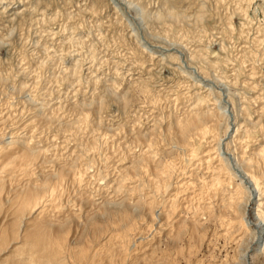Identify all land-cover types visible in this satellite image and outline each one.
Wrapping results in <instances>:
<instances>
[{"label":"rangeland","instance_id":"rangeland-1","mask_svg":"<svg viewBox=\"0 0 264 264\" xmlns=\"http://www.w3.org/2000/svg\"><path fill=\"white\" fill-rule=\"evenodd\" d=\"M12 1L0 0V36H4L3 39L6 42L5 46L0 44V73L1 75H5L8 72L11 73L14 78V80L12 78L11 83L15 84V87H21V85L25 84V82L21 83V81L27 79L28 86L30 85L29 87L33 93V96L32 98H28L29 101H27L21 93L9 90L6 87L7 84L0 82V90L2 91L0 94V114L4 112L8 113L12 110V116L16 114L18 119H25L30 114L31 110H29V108L32 107L34 101L38 100L39 103V101L43 99L42 101L47 100L49 102L50 98L56 99L60 96L58 100H51V103H49H53V105L56 107L58 106L57 112H60V116L56 115V111L54 112L55 117L53 114H49L51 117L49 115L42 116L40 123H42L41 125L45 124L44 130L38 129V137L36 138L40 137V139L43 141H38L35 138L31 140V138L27 137V144L35 150H45L46 148L45 152H42V156L40 157L39 161H44L45 169H48L47 173L51 175L52 179L48 175L47 177H44L46 181L42 180L43 177L37 178L34 176L30 177L29 175H23L21 177V181L19 179L20 176L13 177L14 179L11 177V179H13L12 181H10L11 179L8 177H0V179H4L6 182L4 185H7L6 187L0 186V188L3 187L1 188L3 189L1 190L2 193L0 191V197H2V199L0 198V202L2 203H0V264H45L49 256H51L52 250H58V262H63L65 260L67 263L64 262V264H263L264 252L260 250L262 249V243L255 247L259 237V230L255 228L254 224L256 221L254 220L253 215L251 216V210L256 208L255 206L257 205L255 204L254 200L256 198L255 193L246 188L244 189L245 192L243 194V198H241L242 200L240 202L239 209L243 218L245 221H247V228L249 229L244 232L245 234L243 236H240L241 241H239L240 239L236 242L233 241L237 239L234 238L236 235L233 232L234 230L232 232L230 229L228 230L230 225L224 224L226 223L224 221L225 218L223 215L225 209H221L222 206L220 205H222L224 199L228 197V195H226V198L223 197L224 194L230 192L232 189H235V184L238 182V176H234V174L237 172L234 169L233 164L236 163L237 166L242 165L237 163L238 159L239 162H241L240 151L242 149L239 146L242 145L244 149L247 150V157L251 156L249 154L255 152L258 153L259 150L264 148V0ZM18 1L21 4H19ZM28 2H30V4ZM23 4L27 6L25 7L27 10L26 12ZM28 7L30 9H28ZM136 7L144 11V17L136 11ZM12 8H17L16 12L18 14L19 12L24 14H20L22 16L21 17L15 13L16 15H12L13 18L10 17V22V18H8V16L13 14L11 13L12 11H9ZM167 8L174 9L176 13L179 14V16L178 14L175 15L176 13H174L173 15L176 17L171 16V18L167 14ZM4 9L8 10L9 12L5 11ZM22 9H24V11ZM43 12L44 14L42 18ZM160 12H162V14ZM165 14H167V16ZM67 15H69V17ZM177 16L179 19H177ZM25 18L27 20H25ZM16 20L17 22H14ZM71 24L73 25L71 26ZM36 27L38 30H36ZM52 29L54 32L51 31ZM69 30L70 32H67ZM60 32L63 34L61 35ZM72 32L76 34H73ZM22 34L24 36H21ZM13 35L17 36L12 37ZM59 38L62 39V41ZM46 40L48 42H46ZM49 40H52V43ZM53 42H55V44ZM54 46L56 51L54 50ZM152 49L156 50L157 52H153ZM85 50L88 51L86 52ZM196 50H200L199 54L202 53L201 57L198 56V51L196 52ZM76 52L78 54H76ZM190 55L193 56L191 57ZM197 57H199V59H197ZM203 58H206L205 61H208L210 64L216 65L210 66L209 63L202 60ZM37 59H40L42 64L39 63ZM28 63L31 64L30 67ZM29 68L32 70V73H30L31 70ZM19 69H22L24 72L20 74L18 71ZM67 71L72 76V78ZM198 74L204 78H200ZM27 76L29 77L26 78ZM31 76L32 78H30ZM59 78H64V80L62 79L63 82L61 79L59 80ZM20 79L21 81H19ZM33 79L35 82H33ZM146 81L148 83V88L150 89V94L152 95L150 98H148L149 96L143 94L145 93L143 92V87L145 86L144 84H147ZM69 84H72V88L77 90L74 96H72V93H69L67 87ZM32 85H34V87ZM5 89L7 90L5 91ZM43 89H46L47 91L49 90L47 92L49 95L45 93L46 96L45 94H39L38 96V93L44 91ZM224 89H229V92ZM64 90L66 91L64 92ZM4 92H6V95L3 94ZM56 92L59 93V95ZM41 96L43 97L40 99ZM153 96H156L157 99H152ZM216 100L218 101L217 104ZM99 101L102 105L101 108H99L101 110L97 112L95 111V106L96 102ZM85 103L86 106L88 105V108H85ZM73 104H77L78 106L81 104L82 107H79L81 110ZM221 105L224 106V109L226 108V113H222L223 116L220 117L221 111H223L221 109L219 110ZM77 108L78 110H76ZM212 109L215 112H220V115L217 114L216 117H218V115L220 117H218V119H220L221 123V139L226 137L225 142L230 141L229 144H226L223 141V148H220L221 150L219 151V154L220 152H223L222 156L224 158H230L229 160H231V162L234 161L231 163V166L233 167L231 168L232 170L234 169L233 173H235H229L228 176L231 174L235 180H233V178L230 180L227 179L230 176H227L228 172L226 170L225 171L227 173L225 171L222 172V174L220 173L223 180L226 179L227 181H231L227 182L224 180L223 188H225V182H227L228 184H226L227 187L225 188L227 190L224 191L222 188L223 190L221 189L220 192V189L216 190L219 193L216 191L213 192V200L211 198L212 196H210L213 188H210L208 195L204 194V198L207 196L205 200L202 197H198L201 196L198 195L201 191L200 185L207 183L208 180V183H211L210 181L212 174L218 170L217 161L214 159L215 162L212 161L210 165L211 167L208 165V167L206 166L207 163L205 160L197 159V161L195 159L191 160L190 163L188 160L189 156H187L189 153L186 154L185 152H189L188 149L191 147L185 146L187 148H181L183 144L180 140H178L176 123L177 120L183 119L190 113H193L197 110L207 111ZM86 111H91V113H89V125L93 126L90 127L94 130L95 128L98 130L91 131L92 129H90V127H87L83 124V126H85V132L84 130L81 132V129L83 128L81 127L79 129L80 131L77 132L78 135L76 134L77 139L73 140L75 135H73V138L72 136L70 138L69 135H71L74 129L71 131L69 128H64V126L67 124V118L69 120V124H71L75 120L77 114L83 112L87 113ZM7 113L4 115V117L7 115ZM18 113L19 115L17 116ZM63 115L66 116V118L64 116L66 120L62 117ZM57 117L58 119H56ZM17 118L16 120H18ZM70 118H74L73 121ZM94 119L100 124H97ZM97 125L100 127L97 128ZM109 125L112 126L113 129L114 127L118 128L117 131L119 134H105L110 128ZM235 127L240 128H238L239 133L236 132ZM105 128L107 129L105 130ZM119 128L122 129V131L119 130ZM246 128L248 131L246 130L247 132L245 131V133L244 130ZM8 129L9 128H6L4 131L7 132ZM228 130H230L229 132H232L230 134V137L233 135L231 138H228ZM66 131H68L70 134ZM87 131L89 132V135ZM130 131L133 133L135 132V134H138L139 136L141 134L142 136H140V139L142 137L143 139H141L140 142L136 141L135 137L137 136L133 133L132 134L135 137L130 135ZM99 132L104 137H100V134V136L97 135ZM83 133L85 136V139L84 137H81L83 140H86V136L88 141L90 137H96L98 140L103 138L99 140L100 145L98 146L97 151H89L84 155V159H86L85 161L90 163L89 169H87V176L85 180V188H87V190L89 189L88 191L86 190L87 192L85 193V196L87 197H83L82 199L81 196H83V194L81 193L82 195H80L78 193L79 191H85L82 186L80 189H77V186H73L70 192H67L68 190L60 186V192H58L59 195L56 196L57 198L54 200V204H51V206L49 205L48 207L45 206L42 211L41 209L38 210L34 215L36 217L35 219L33 217L30 220H27L26 216L28 212H25L27 214L24 216V214H22L24 212L19 207L20 202H17L16 198L12 200L19 191L17 190V193L15 194V190L17 188H22L23 191H20L19 194L21 195L27 192H24L25 188H27L26 186H28V188H30V186H37L38 188L40 186H44V184H47L48 179H51V181L48 180L50 181L48 184H53L55 183L56 179H58L57 177L62 179L64 175L63 178H65V174L67 173L65 171L66 168L72 167L71 170H75L77 167L74 168V166L78 163L75 162V158L79 153L78 151L80 150L78 147H81L80 144L82 142H86L82 141V139L79 137L83 136ZM63 134H65V137L69 136V139H67L69 140L68 142L70 144H68V142V145L65 144L66 141L63 140L64 137H60L59 139L58 136H64ZM72 134L75 133L73 132ZM170 134L172 135L171 139L169 137ZM244 134H247V136L245 137ZM52 137L55 138L54 140L56 141H65V143L62 141L61 142L66 146H63L60 141L59 143L54 142ZM56 137L58 138L56 139ZM155 137L156 139H154ZM193 137L190 138V142L192 141L191 143L197 141V137ZM111 138L113 139L111 140ZM151 139H153L154 142L155 140L159 142H155L157 144L156 150L158 151V158L156 157L157 161L159 159V161L161 160L162 162H174L176 167L178 166L177 169L179 170L177 171L175 169L176 174L174 172L175 175L172 178L173 183L170 185V187L167 186L166 183H163V185L165 184L164 189L166 187L167 190L165 189L164 191L162 186L161 189L157 191L159 194L156 193V195L153 191V184H151V179H153L154 176H151L150 181L148 182L147 180L146 182V178H144V176L149 178L150 175L147 176L146 174L143 176L141 174V176L138 177L140 178V185H143L141 188L138 184L140 183L138 178L133 184H130L128 180H126L127 184L125 183L126 187L137 185L139 186L138 188H140V190L143 189L142 191H139L138 189V194L137 192L134 194L136 198L134 196L129 198L126 200L127 203L124 205L126 201H123L124 203L122 202L121 199H123V197L112 193L110 194L111 197L113 198L114 194L116 198L117 195V198L119 197L118 200L121 202H102V196L95 191V188L93 191L92 187L94 186L97 188L101 185V188L96 190L99 191L102 189V186L106 182V179L101 178L105 175L102 173L104 171L106 172L105 166L108 165L114 168L118 164H124L125 166L129 165L131 162L130 158L132 161L135 159L130 157V152H132V155L134 156H136L135 154L139 155L143 149H146L144 148V143ZM143 140L145 142H143ZM51 142L54 143L51 144ZM205 142L206 140L202 142L203 144L201 146H199L201 148L198 147V152L201 151L198 154V158L202 157L201 154L206 152H202V149H207L210 146V143L208 144ZM135 143H137V145H135ZM49 144H51L52 147L51 145L49 146ZM122 146L126 147V149ZM114 149L118 151L115 152ZM47 151L48 154H46ZM52 151L54 154L56 153V156L52 155ZM57 156H60L61 158H57ZM121 158L124 161H122ZM227 160L224 161L228 163ZM72 161H74L73 163L76 164H73ZM47 162L48 164H46ZM57 164L60 166L64 165V167L62 166L64 169L63 175L57 173L60 168ZM120 165H118V167ZM124 165L123 167H125ZM249 167L250 166L247 167L244 165L243 170H246V168L248 170ZM249 170L251 171L252 168ZM110 172L112 171L110 170ZM116 172L119 174L118 170H116ZM93 173L96 175L94 176ZM90 174L91 177H89ZM218 174L219 173H217V175ZM37 175L38 174H35V176ZM55 176L57 177L55 180H53ZM113 176L116 177L117 175ZM142 176V179L145 182L141 181ZM214 176L215 173L212 177V180L214 179ZM96 177L101 179H97L96 181ZM184 178L190 183V187L192 185L193 188L186 190L184 188H180L181 193L179 192V196L183 200H178L177 204L180 205L181 203H184L187 207L189 205V207L187 211L185 210L186 212H182L181 209L177 208V206H174L177 209H174L176 210V213L174 212V207L172 206L174 202L170 200L172 198L170 194L173 193L171 192V189L175 188L174 184L176 181L181 182ZM64 183L65 181L63 184ZM95 183L99 185H96ZM149 183L152 187L150 189L151 191L148 189V187L150 188ZM0 185H3V183H0ZM144 185L146 186L144 187ZM13 190L14 193H12ZM64 190L66 191L64 192ZM187 190H189V192ZM192 191L195 193L194 197L192 196ZM215 193H217V195ZM65 194L69 195L65 196ZM147 195L149 196L145 197ZM151 195L152 197H150ZM153 195H155L158 199L155 200V196L153 198ZM137 196L142 197V200L138 202L140 203V206L139 204L138 206L135 205L137 203L136 200H139ZM222 197L224 199H222ZM261 197L264 196L260 195L259 198ZM10 198L11 200H8ZM144 198H148L147 201ZM149 198H151V200ZM152 198L154 199L155 203ZM132 199L133 202L136 203L130 204V200L132 201ZM148 200L153 202V207L149 206L150 202ZM94 201H96V203L99 201L98 206L100 207L95 206ZM194 201L197 202V205L195 203V206ZM200 201L201 204L203 202L205 210L203 206L200 205ZM16 202L18 204H15ZM119 203H122L121 205H123L124 208L122 206H118ZM142 203L146 205L142 206ZM91 204L94 207L91 206ZM127 204H129L128 207ZM59 206H61L60 209L58 208ZM125 206L127 209H125ZM170 206H172V208ZM211 206H213L214 210H211ZM195 207L198 208L196 209ZM98 208L99 211L96 210ZM123 209L126 210L127 215L128 211H131L132 213L129 212V216L126 217L127 215L125 210V213L122 212ZM163 209H165V211H163L165 215L162 214L163 212L161 214L159 213V211H162ZM110 210L111 213L114 214V217L111 216L113 214L110 213ZM117 210L121 211L118 212L119 214L121 213L120 215H118ZM86 211L88 213H86ZM93 211L95 213H93ZM180 211L184 214L179 215L181 213ZM208 211L209 213H207ZM123 214L125 215L123 216V219L125 217L124 220L121 218ZM176 215L178 216L176 217ZM119 218L122 221H120ZM251 218L254 221H252ZM128 219H130V222L127 221L126 223L125 220ZM162 219L165 221L163 222ZM99 221L100 223L102 222L101 227ZM97 222L98 224L96 225ZM105 222L107 224L106 227L108 228H105ZM134 222H136V224ZM121 224H123V229H121ZM249 224L251 226H249ZM94 225L96 226L94 227ZM131 225L132 227L130 228L129 226ZM109 226L112 227L109 228ZM234 226L237 228V224H233V227ZM124 227L126 229H130L126 230ZM115 228L120 230L115 231ZM106 229L108 232L105 231ZM39 232L42 234H39ZM59 236H63V238L61 237L60 240H58ZM132 236L134 237L132 238ZM54 238L58 244L56 241H54ZM51 241H54L56 244L52 246L53 243H51ZM124 241L126 243H124ZM60 243L61 245H59ZM55 245L57 248L54 247ZM32 252L34 253L32 260H28V255ZM261 252L263 253L261 254ZM77 253H80V255ZM88 254L91 255V257ZM259 254H261V257ZM92 255L94 256L92 257ZM223 255H226L227 257H223Z\"/></svg>","mask_w":264,"mask_h":264},{"label":"bare ground","instance_id":"bare-ground-1","mask_svg":"<svg viewBox=\"0 0 264 264\" xmlns=\"http://www.w3.org/2000/svg\"><path fill=\"white\" fill-rule=\"evenodd\" d=\"M6 1V0H5ZM10 1V0H9ZM12 1V0H11ZM22 0H20V2H21ZM33 1V0H32ZM38 1V0H37ZM47 1V0H46ZM245 1V0H244ZM13 2V1H12ZM19 2V1H18ZM19 2V4H21ZM24 2V1H23ZM26 2V1H25ZM248 2V1H247ZM29 4H30V2H28ZM241 3V2H240ZM10 4V3H9ZM25 4V3H24ZM23 4V5H24ZM38 4V3H37ZM45 4H46V2H45ZM36 5V4H35ZM47 5V4H46ZM239 5V4H238ZM237 5V6H238ZM19 6V5H18ZM30 6V5H29ZM138 6V5H137ZM250 6V5H249ZM8 7V6H7ZM24 7V9H25V12L27 11L26 10V8L25 7H27L26 5H24L23 6ZM41 8V7H40ZM135 8V7H134ZM241 8V7H240ZM8 9V8H7ZM17 8H12V9H10L9 11H12L11 13H13V14H11L10 16H8V18H10V17H12V15H14L15 13H17L16 10ZM21 9V8H20ZM24 9H22L23 11H24ZM28 9H30L29 7H28ZM38 9V8H37ZM52 9V8H51ZM67 9V8H66ZM146 9V8H145ZM144 9V10H145ZM3 10V9H2ZM5 10V9H4ZM21 10V11H22ZM35 10H36V7H35ZM43 10V9H42ZM42 10H40V11H42ZM102 10V9H101ZM167 10V14L171 17V16H174L173 14L174 13H176V11L174 10V9H166ZM238 10V9H237ZM5 11H8V10H5ZM8 11V12H9ZM19 11V10H18ZM32 11H33V9H32ZM45 11V10H44ZM52 11V10H51ZM50 11V12H51ZM133 11V10H132ZM136 11L138 12V13H140L141 14V16H143L144 17V11L143 10H141L140 8L138 9V7H136ZM35 12V11H34ZM53 12V11H52ZM55 12V11H54ZM245 12V11H244ZM58 13H59V11H58ZM161 14H162V12H160ZM160 13H159V15H160ZM3 14V13H2ZM10 14V13H9ZM18 14V13H17ZM20 14H24V13H20L19 12V16H21ZM43 14H44V12L42 13V18H43ZM50 14H53V13H50ZM55 14H57V13H55ZM66 14V13H65ZM164 14V13H163ZM167 14H165L166 16H167ZM178 13H176L175 15H177ZM16 15V14H15ZM46 15V14H45ZM44 15V16H45ZM133 15V14H132ZM19 16H18V18H19ZM25 16V15H24ZM23 16V17H24ZM31 16V15H30ZM34 16H35V13H34ZM55 16V15H54ZM54 16H52V17H54ZM58 16V15H57ZM68 17H69V15H67ZM134 16V15H133ZM132 16V17H133ZM178 16H179V14H178ZM177 16V19H179V17ZM1 17V16H0ZM6 17H7V15H6ZM17 17V16H16ZM22 17V16H21ZM33 17V16H32ZM47 17H48V15H47ZM66 17V16H65ZM174 17H176V16H174ZM173 17V18H174ZM13 18V17H12ZM28 18V17H27ZM41 18V19H42ZM172 18V17H171ZM22 19V18H21ZM21 19H20V21H21ZM34 19V18H33ZM44 19H46V18H44ZM51 19V18H50ZM218 19V18H217ZM25 20H27L26 18H25ZM39 20V19H38ZM7 21V20H6ZM23 21H24V19H23ZM43 21V20H42ZM142 21V20H141ZM176 21V20H175ZM226 21V20H225ZM5 22V21H4ZM10 22H11V18H10ZM14 22H17V20L16 21H14ZM14 22H12V23H14ZM47 22H48V20H47ZM64 22V21H63ZM6 23V22H5ZM21 23H22V21H21ZM33 23V22H32ZM46 23V22H45ZM75 23V22H74ZM15 24V23H14ZM19 24V23H18ZM23 24H24V22H23ZM41 24V23H40ZM39 24V25H40ZM76 24V23H75ZM8 25V24H7ZM9 25H11V24H9ZM13 25V24H12ZM17 25V24H16ZM15 25V26H16ZM21 25V24H20ZM31 25V24H30ZM46 25V24H45ZM73 24H71V26H72ZM244 25V24H243ZM37 26V25H36ZM66 26V25H65ZM70 26V25H69ZM139 26V25H138ZM24 27H25V25H24ZM32 27H33V24H32ZM39 27V26H38ZM74 27V26H73ZM196 27V26H195ZM230 27V26H229ZM4 28V27H3ZM14 28V27H13ZM16 28V27H15ZM77 28V27H76ZM75 28V29H76ZM5 29V28H4ZM24 29V28H23ZM31 29V28H30ZM33 29V28H32ZM46 29V28H45ZM50 29V28H49ZM73 29V28H72ZM20 30V29H19ZM26 30V29H25ZM36 30H38V28L36 27ZM35 30V31H36ZM11 31V30H10ZM42 31V30H41ZM49 31V30H48ZM51 31H53L54 32V30L52 29ZM76 31V30H75ZM13 32V31H12ZM32 32V31H31ZM64 32V31H63ZM67 32H70V30L69 31H67ZM178 32V31H177ZM176 32V33H177ZM16 33V32H15ZM48 33V32H47ZM46 33V34H47ZM61 33V32H60ZM64 33H66V32H64ZM73 33V32H72ZM81 33V32H80ZM234 33V32H233ZM249 33V32H248ZM0 34H1V31H0ZM9 34H11V33H9ZM19 34H21V33H19ZM55 34V33H54ZM63 33H61V35H62ZM73 34H76V33H73ZM78 34V33H77ZM68 35V34H67ZM200 35V34H199ZM15 36H17V35H15ZM14 35L12 36V37H15ZM21 36H24L23 34L21 35ZM27 36H28V34H27ZM36 36V35H35ZM48 36V35H47ZM74 36V35H73ZM72 36V37H73ZM82 36H83V34H82ZM136 36V35H135ZM34 37V36H33ZM42 37V36H41ZM4 36H0V44H2V45H6V42L4 41ZM49 38V37H48ZM53 38V37H52ZM82 38V37H81ZM178 38V37H177ZM38 39V38H37ZM50 39V38H49ZM56 39H58V38H56ZM60 39V38H59ZM65 39V38H64ZM78 39V38H77ZM188 39V38H187ZM45 40V39H44ZM48 40V39H47ZM46 40V42H48ZM61 41H62V39H60ZM68 40V39H67ZM86 40V39H85ZM181 40V39H180ZM49 41H51V43H52V40H49ZM60 41V42H61ZM83 41V40H82ZM26 42V41H25ZM67 42H69V41H67ZM54 44H55V42H53ZM76 43V42H75ZM74 43V44H75ZM112 43V42H111ZM48 44V43H47ZM50 44V43H49ZM64 44V43H63ZM70 44V43H69ZM77 44V43H76ZM86 44V43H85ZM185 44V43H184ZM8 45V44H7ZM62 45V44H61ZM83 45V44H82ZM1 46V45H0ZM68 46V45H67ZM70 46V45H69ZM77 46H79V45H77ZM110 46V45H109ZM116 46V45H115ZM36 47H37V44H36ZM40 47V46H39ZM51 47V46H50ZM62 47V46H61ZM82 47V46H81ZM54 48H55V46H54ZM72 48H74V47H72ZM77 48V47H76ZM86 48V47H85ZM151 48V47H150ZM172 48V47H171ZM206 48V47H205ZM36 49V48H35ZM48 49V48H47ZM75 49V48H74ZM175 49V48H174ZM244 49V48H243ZM39 50H41V49H39ZM55 51H56V48L54 49ZM79 50V49H78ZM150 50V49H149ZM153 50V49H152ZM176 50V49H175ZM30 51V50H29ZM86 51V50H85ZM84 51V52H85ZM88 51V50H87ZM86 51V52H87ZM93 51V50H92ZM157 52L156 50H153V52ZM178 51V50H177ZM198 50H196V52H197ZM200 51V50H199ZM199 51H198V56H202V53L201 54H199ZM201 51H203V50H201ZM37 52V51H36ZM80 52H82V51H80ZM139 52V51H138ZM178 52H180V51H178ZM83 53V52H82ZM93 53V52H92ZM38 54V53H37ZM76 54H78L77 52H76ZM129 54V53H128ZM190 54V53H189ZM40 55V54H39ZM44 55H46V54H44ZM80 55V54H79ZM83 55V54H82ZM197 55V54H196ZM191 56V55H190ZM193 56V55H192ZM191 56V57H192ZM44 57V56H43ZM46 57V56H45ZM48 58V57H47ZM159 58V57H158ZM196 58V57H195ZM134 59V58H133ZM197 59H199V57H197ZM205 59L206 58H203L202 60L204 61V62H207V63H209L208 61H205ZM38 60V59H37ZM40 60V59H39ZM38 60V62L39 63H41L42 64V62H41V60L39 61ZM44 60V59H43ZM81 60V59H80ZM131 61V60H130ZM200 61V60H199ZM229 61V60H228ZM91 62V61H90ZM129 62V61H128ZM223 62V61H222ZM134 63V62H133ZM200 63H202V62H200ZM36 64H37V62H36ZM44 64V63H43ZM81 64V63H80ZM136 64V63H135ZM251 64V63H250ZM28 65H29V67H30V65L31 64H29L28 63ZM71 65H72V63H71ZM92 65V64H91ZM139 65V64H138ZM137 65V66H138ZM203 65V64H202ZM209 65L211 66H214V65H216V64H210L209 63ZM37 66V65H36ZM129 66V65H128ZM134 67V66H133ZM236 67V66H235ZM149 68V67H148ZM25 69V68H24ZM27 69V68H26ZM30 69V68H29ZM37 69V68H36ZM70 69V68H69ZM88 69V68H87ZM146 69V68H145ZM151 69V68H150ZM177 69V68H176ZM179 69V68H178ZM28 70V69H27ZM31 70V69H30ZM55 70V69H54ZM79 70V69H78ZM19 72H20V74L22 73V72H24L22 69H19L18 70ZM139 71V70H138ZM18 72V73H19ZM56 72H57V70H56ZM68 72V71H67ZM80 72V71H79ZM251 72V71H250ZM7 73V72H6ZM30 73H32V70H31V72ZM29 73V74H30ZM55 73V72H54ZM71 73V72H70ZM75 73V72H74ZM73 73V75L75 76V74ZM146 73V72H145ZM42 74V73H41ZM56 74V73H55ZM59 74V73H58ZM61 74H62V72H61ZM67 74V73H66ZM68 74H69V72H68ZM82 74V73H81ZM91 74V73H90ZM151 74V73H150ZM24 75V74H23ZM36 75V74H35ZM70 75V74H69ZM88 75V74H87ZM96 75V74H95ZM103 75V74H102ZM197 75V74H196ZM18 76V75H17ZM30 76V75H29ZM29 76H27L26 78H28ZM55 76V75H54ZM66 76V75H65ZM65 76H64V78H65ZM71 76V75H70ZM82 76H84V75H82ZM198 76H200V74H198ZM57 77V76H56ZM67 77V76H66ZM69 77V76H68ZM81 77V76H80ZM110 77V76H109ZM197 77V76H196ZM12 78H13V75L11 74V73H7V74H5V75H1V73H0V82H3V84H7L6 85V87L9 89V90H12V91H16V92H18V93H21L22 94V96L27 100V101H29L28 100V98H32V96H33V93L31 92V89H30V85L28 86V80L27 79H25L24 81H21V79L19 80V81H21V83L22 82H25V84H23V85H21V87H15V84H13V83H11L12 82ZM16 78V77H15ZM25 78V77H24ZM30 78H32V76L30 77ZM64 78H59V80L61 79V81H62V79L64 80ZM71 78H72V76H71ZM76 78V77H75ZM79 78V77H78ZM197 78H199V77H197ZM197 78H195V79H197ZM200 78H204V77H201L200 76ZM37 79H39V78H37ZM80 79V78H79ZM97 79V78H96ZM148 79V78H147ZM13 80H14V78H13ZM34 80V79H33ZM33 80H31V81H33ZM58 80V81H59ZM92 80V79H91ZM200 80V79H199ZM202 80V79H201ZM37 81V80H36ZM53 81V80H52ZM58 81H56V82H58ZM117 81V80H116ZM33 82H35V80L33 81ZM41 82V81H40ZM63 82V81H62ZM65 82V81H64ZM95 82V81H94ZM113 82V81H112ZM196 82V81H195ZM212 82V81H211ZM19 83V82H18ZM17 83V84H18ZM67 83V82H66ZM71 83V82H70ZM146 83H147V81H146ZM205 83V82H204ZM228 83V82H227ZM17 84H16V86H17ZM30 84V83H29ZM58 85V84H57ZM145 85V86H144ZM143 86V92H145V93H143V94H145L146 96H149L148 98H150V96H152L151 94H150V89L148 88V83L147 84H144ZM147 85V86H146ZM33 87H34V85H32ZM42 86V85H41ZM47 86V85H46ZM67 86V85H66ZM5 87V88H6ZM60 87V86H59ZM68 90H69V93H72V96H74L75 95V93H76V89L75 88H72V84H69L68 86ZM73 87H74V85H73ZM112 87H113V84H112ZM142 87V86H141ZM222 87V86H221ZM228 87V86H227ZM250 87V86H249ZM32 88V87H31ZM4 89V88H3ZM33 89V88H32ZM7 89H5V91H6ZM38 90V89H37ZM44 90V89H43ZM46 90V89H45ZM42 91L41 93H38V96H39V94L40 95H44L45 93H47L48 91L46 90V91ZM224 90H226L227 92H229L228 90L229 89H224ZM36 91V90H35ZM35 91H33V92H35ZM54 91H56V90H54ZM66 90H64V92H65ZM59 92V91H58ZM141 92H142V88H141ZM160 92V91H159ZM234 92V91H233ZM2 93V91L0 90V94ZM36 93V94H37ZM54 93V92H53ZM57 93V92H56ZM67 93V92H66ZM3 94H5L6 95V92H4ZM48 94V93H47ZM58 95H59V93H57ZM49 95V94H48ZM67 95V94H66ZM230 95V94H229ZM37 96V97H38ZM45 96H46V94H45ZM62 96H63V93H62ZM159 96V95H158ZM43 96H41L40 97V99L42 98ZM55 97V96H54ZM117 97V96H116ZM58 98H60V96L58 97ZM58 98H56L57 100H58ZM147 98V97H146ZM157 99L156 98V96H153V98L152 99ZM200 98V97H199ZM56 99H51L50 98V101L51 100H55L56 101ZM151 99V100H152ZM171 99V98H170ZM43 99H41V101H42ZM85 100V99H84ZM104 100V99H103ZM125 100V99H124ZM39 101V103H38V100L37 101H32L33 102V104H32V107L31 108H29V110H31V112H30V114L28 115V117H26L25 119L24 118H17L16 117V114H14V116H12V110L11 111H9L8 113L7 112H4V113H1L0 114V177H8L9 179H11V177L13 178V177H19L20 176V181H21V177L23 176V175H26V176H30V177H32V176H34V177H37V178H40V177H43V179L42 180H45V178L44 177H47V175L51 178V175H49V173H47V171H48V169H45V166H44V161H39V159H40V157L42 156V152L44 153L45 152V150H46V148H45V150L43 149H38V150H35L34 148H32V147H30L27 143V141H28V139H27V137H29V138H31V140L32 139H37L38 141H43V140H41L40 139V137L39 138H36V137H38V133H37V130L38 129H40V130H44V126H45V124H43V125H41L42 123H40L41 122V118H42V116H45V115H51V114H53V116H54V114L56 113V115L57 116H60L59 115V113L60 112H57V107L55 106V105H53V103L52 104H49V103H51L50 101L48 102L47 100H45V101ZM48 103H47V102ZM55 101H52V102H55ZM78 101V100H77ZM119 101V100H118ZM157 101V100H156ZM210 101V100H209ZM153 102H154V100H153ZM24 103H26V102H24ZM59 103V102H58ZM106 103V102H105ZM132 103V102H131ZM218 103V101L216 100V104ZM5 104V103H4ZM56 104V103H55ZM82 104V103H81ZM81 104L78 106L77 104H73V105H76V107H80L81 106ZM89 104V103H88ZM155 104H156V102H155ZM57 105V104H56ZM101 102L99 101V102H96V106H95V111H100L101 109H99V108H101ZM105 105V104H104ZM47 106V107H46ZM51 106V107H50ZM62 106V105H61ZM88 106V105H87ZM86 106V103H85V108H88ZM94 106V105H93ZM106 106V105H105ZM212 106V105H211ZM20 107V106H19ZM75 107V106H74ZM82 107V106H81ZM80 107V108H81ZM84 107V106H83ZM227 107V106H226ZM241 107H243V106H241ZM72 108V107H71ZM78 108L76 109V110H78ZM79 108V109H80ZM90 108H91V106H90ZM107 108V107H106ZM105 108V109H106ZM247 108V107H246ZM82 109H84V108H82ZM99 109V110H98ZM215 109V108H214ZM223 110V111H221V115H220V112H218V111H213V109L212 110H207V111H203V110H197V111H195V112H193V113H190L189 115H187L185 118H183V119H179V120H177V123H176V132H177V134H178V140H180L181 141V143L183 144L182 146H181V148L183 149V148H187L188 146H190L191 148H189L188 149V151L189 152H185L186 154H188L187 156H189V162L191 163V160H197V159H199V160H205V162L207 163L206 164V166L208 165V166H210L211 165V163H212V161H214V159H216L215 161H217V172H214L215 173V176H214V179L212 180V177H213V175H214V173L212 174V177H211V183H208L209 182V180H208V184L207 183H204V184H202V185H200L201 186V191H200V194H198V195H201V196H198V195H196V196H198V197H202V198H204V194H207L208 195V193H209V191H210V188H213L212 190L213 191H211L212 193H210L211 195L210 196H212V194H213V192H215L216 190H218V189H220L219 190V192L221 191V189L224 187V180H226V179H224L223 180V178L221 177V174H222V172H224L225 170L228 172H226L227 173V176H228V174L229 173H232V174H234L233 173V171H234V169L236 170V174H234V176H238V182L234 185L235 186V189H232V190H230V192H228V193H226V194H224V196L223 197H225L226 198V195H228V197L226 198V199H224L223 197H222V199H224V201H223V204L222 205H220V206H222V208L221 209H225L224 210V213L222 212V210H221V212L223 213V215H224V221L226 222V223H224V224H226V225H230V227L228 228V230L230 229L231 230V232L233 231L234 233H235V235L236 236H234V234H233V236H234V238L236 239V240H233V241H237V240H239V241H241V238H240V236H243L245 233V231L246 230H249L248 228H247V226H248V223H247V221H245V219L243 218V216H242V214H241V211H240V209H239V207H240V202H241V198H243V194H244V192H245V190L244 189H250V191H252L253 193H255V204H257L255 207L256 208H253L251 211H252V214H251V216L253 215V217H254V220L256 221L255 222V224H254V226H255V228L256 229H258L259 230V237H258V240H257V243L255 244V247H257V245H260L261 243H262V249H264V197H261V198H259V196L260 195H262V196H264V189H263V187H264V179H263V176H264V148H262L261 150H259V152L258 153H251V154H249V155H251V156H249V157H247L246 155L248 154V152H247V150L246 149H244V147L242 146V145H240L239 147L242 149L240 152V160H241V162H239V159H238V162L237 163H240V164H242V165H239V166H237L236 165V163L235 164H233V166H234V169L232 170V166H231V163L232 162H234V161H232L231 162V160H229L228 158H224L223 156H222V153L220 152V154H219V151L221 150L220 148L222 147V144H223V141L225 142V140H226V135L225 136H223V137H225L224 139H221V137H220V135H221V133H220V129H221V123H220V119H218V117H219V115H220V117L221 116H223V114H225L226 113V111H225V109H224V106L223 105H221L220 106V108H219V110ZM14 110V109H13ZM72 110V109H71ZM75 110V109H74ZM81 110V109H80ZM86 110H88V109H86ZM243 110V109H242ZM247 110V109H246ZM22 111V110H21ZM21 111H19V112H21ZM56 111V112H55ZM94 111V112H95ZM2 112V111H1ZM55 112V113H54ZM78 112H80V111H78ZM87 112V111H86ZM96 112V113H97ZM245 112V111H244ZM7 113V115L4 117V115ZM89 113H91V111H88L87 113H85V112H83V113H80V114H77V116H76V118H75V120L73 121V119L72 118H70V119H72V123L71 124H69V120H68V118H67V124L64 126V128H69V129H71V131H73V129H74V133L75 134H72L71 133V135H69L70 133L68 132V131H66V132H68L67 134L70 136V138H71V136H72V138H73V135H75L74 136V139L73 140H75V139H77V137H76V134L78 135V131H80L79 129L81 128V127H83L82 129H81V132L85 129V126H83V124L84 125H86L87 127H90V126H93V125H89ZM223 113V114H222ZM65 114V113H64ZM217 114H219L218 115V117H216V115ZM19 115V113L17 114V116ZM49 115V116H50ZM92 115V114H91ZM96 115V114H95ZM101 115H102V113H101ZM39 116V117H38ZM64 116L65 115H63L62 117L64 118ZM73 116H75V115H73ZM93 116V115H92ZM91 116V117H92ZM106 116V115H105ZM20 117V116H19ZM51 117V116H50ZM55 117V116H54ZM94 117V116H93ZM92 117V118H93ZM107 117V116H106ZM219 117V118H220ZM16 118L18 119V120H16ZM39 118V119H38ZM43 118H46V117H43ZM65 118H66V116H65ZM64 118V119H65ZM100 118V117H99ZM98 118V119H99ZM108 118V117H107ZM56 119H58V117L56 118ZM55 119V120H56ZM97 119V120H98ZM43 120H45V119H43ZM66 120V119H65ZM251 120V119H250ZM61 121V120H60ZM60 121H59V124H60ZM92 121V120H91ZM94 121L97 123V124H100L99 122H97L95 119H94ZM116 121V120H115ZM50 122V121H49ZM48 122V123H49ZM108 122V121H107ZM47 123V124H48ZM110 123V122H109ZM108 123V124H109ZM113 123V122H112ZM118 123V122H117ZM126 123V122H125ZM93 124V123H92ZM104 124V123H103ZM124 124V123H123ZM39 125H41V126H39ZM107 125V124H106ZM112 125V124H111ZM120 125V124H119ZM237 125H239V124H237ZM241 125V124H240ZM245 125V124H244ZM255 125V124H254ZM58 126V125H57ZM60 126V125H59ZM105 126V125H104ZM108 126V125H107ZM110 126V125H109ZM121 126V125H120ZM131 126V125H130ZM100 127V126H99ZM98 127V125H97V128H99ZM127 127V126H126ZM240 127V126H239ZM238 127V128H239ZM250 127V126H249ZM248 127V129L250 130V128H252V127H250L249 128ZM259 127V126H258ZM6 128H9L8 129V131L6 132V131H4V129H6ZM63 128V129H64ZM123 128V127H122ZM229 128H231V127H229ZM236 128V127H235ZM234 128V129H235ZM238 128H236L235 130H236V132L237 133H239L238 132ZM257 128V127H256ZM61 129V128H60ZM67 129H65V130H67ZM90 129H92L91 127H90ZM107 128H105V130H106ZM117 129L118 128H115L114 127V129H113V127L112 126H110V128L107 130L108 132H106L105 134H112V133H116V134H119L118 133V131H117ZM128 129V128H127ZM233 129V130H234ZM240 129V128H239ZM244 129V128H243ZM255 129V128H254ZM19 130H21V131H19ZM57 130V129H56ZM94 129H92L91 131H93ZM98 130V129H97ZM96 130V128H95V130L94 131H97ZM105 130H104V132H105ZM119 130H121L122 131V129H120L119 128ZM135 130V129H134ZM171 130H173V129H171ZM247 130V128L244 130V132ZM59 131V130H58ZM62 131V130H61ZM70 131V132H71ZM117 131V132H116ZM120 131V132H121ZM230 130H228V132H229ZM248 131V130H247ZM246 131V132H247ZM63 132V131H62ZM84 132H85V130H84ZM88 132V131H87ZM137 132V131H136ZM172 132V131H171ZM175 132V131H174ZM245 132V133H246ZM64 133H65V131H64ZM80 133V132H79ZM90 133H93V132H90ZM102 133V132H101ZM123 133V132H122ZM124 133H125V130H124ZM133 132H131L130 131V135H132L133 137H135L134 135H136L135 134V132L132 134ZM169 133V132H168ZM232 132H229V137L228 138H231L230 137V134H231ZM235 133V132H234ZM61 134V133H60ZM66 134V133H65ZM65 134H63L64 136H58L59 137V139H60V137H64L63 138V140H65L66 141V143H65V141H63V140H59L60 142L62 141L63 143H65V144H67V142L69 141L68 139V137L69 136H67V137H65ZM96 134V133H95ZM100 134V132L97 134V135H99ZM128 134V133H127ZM175 134V133H174ZM227 134V133H226ZM54 135V134H53ZM52 135V136H53ZM57 135V134H56ZM83 136H79L80 137V139H82L83 137H84V139H85V136H84V133L82 134ZM88 135H89V132H88ZM92 135V134H91ZM101 135V136H100ZM99 136L100 137H104V136H102V134H100ZM245 135V134H244ZM93 136V135H92ZM123 136H125V135H123ZM137 137H135V140L136 141H139L140 142V140L141 139H143V137L140 139V136H142L141 134H140V136L137 134L136 135ZM139 136V137H138ZM193 136H195V137H197V141L196 142H194V143H191L190 142V138L191 137H193ZM247 136V134L245 135V137ZM58 137H56V139L58 138ZM76 137V138H75ZM82 137V138H81ZM99 137V138H100ZM122 137V136H121ZM127 137H130V136H127ZM132 137V138H133ZM169 137H170V139L172 138V135L170 134L169 135ZM53 138V137H52ZM66 138V139H65ZM68 138V139H67ZM91 138V137H90ZM89 138V141L87 140V136H86V140H83L82 139V141H86V142H82L81 144H80V146L81 147H78V149L80 148V150L78 151L79 153L76 155V158H75V162H78L77 164L76 163H73L74 161H72V163L73 164H76L75 166H74V168H76L75 170H71L72 169V167H70V168H66L65 169V171L67 172L65 175V178H63L64 177V173H63V171H64V169L62 168V166L64 167V165H58L60 168H59V170H58V174H61V175H63V177H62V179H60L59 177H57V176H55V178L53 179V180H55L56 179V177L58 178V179H56V181H55V183H53V184H48L50 181H51V179H48V180H50V181H48L47 180V184H44V186H40V187H38L37 188V186H30V188H28V186H26L27 188H28V190H27V188H25V190H24V192L25 191H27V192H22V193H24V194H21V195H19L20 194V191H23V189L22 188H20V189H16L15 190V194L17 193V190H19L18 191V194H16V196L15 197H13V196H11V197H13V199L12 200H14V198H16L17 199V202H20L19 203V207H20V209L24 212V213H22V214H24V216L27 214V213H25V212H28V214H27V216H26V218H27V220H30L31 218H33L34 217V219L36 218L34 215H35V213H37V211L38 210H40L41 209V211L44 209V207L45 206H51V204H54V200L57 198L56 196L57 195H59L58 194V192H60V186L61 187H63L64 189H66V190H68L67 192H70L71 191V189H72V187L74 186V187H76L77 189H80V187L82 186L83 188H84V192H82V191H79L78 193L80 194V195H82L83 194V196H81L82 197V199H83V197H87V196H85L86 194V192L89 190H87V188H85V184H86V182H85V180H86V176H87V169H89V166H90V163L89 162H87V161H85L86 159H84V155H85V153H88L89 151H97V149H98V146L100 145V143H99V140H101V139H103V138H101V139H99L98 140V138H91L90 139ZM194 138V137H193ZM55 138H53V141L54 142H57V143H59V141H56V140H54ZM79 139V138H78ZM113 138H111V140H112ZM154 139H156V137L154 138ZM158 139V138H157ZM240 139V138H239ZM71 140V139H70ZM133 140V139H132ZM131 140V141H132ZM192 140V139H191ZM206 140V142L210 145L209 146V148H203L202 150V152H205V153H203V154H201L202 155V157H199L198 158V154L201 152H198L199 150H198V147L199 146H201L203 143V141H205ZM235 140V139H234ZM240 140H242V139H240ZM30 141V140H29ZM81 141V140H80ZM79 141V142H80ZM106 141V140H105ZM175 141V140H174ZM243 141V140H242ZM54 142H51V144L52 143H54ZM62 142H61V144H62ZM78 142V141H77ZM142 142V141H141ZM143 142H145L144 140H143ZM142 142V143H143ZM155 142H157V143H159L158 141H156L155 140ZM154 141H153V139H151V140H147L145 143H144V148H146V149H143L142 150V152L139 154V155H137V154H135L136 156H134V155H132V152H130L131 153V156L130 157H132V159L133 158H135L133 161L131 160V158H130V164L129 165H127V166H125L124 164H118V165H120L119 167H118V165H116L114 168H112L111 166H108V165H106L105 167H106V172L104 173V172H102L103 174H105L104 176L106 177H104V176H102L101 178H104V179H106V182L104 183V185L102 186V189L101 190H99V191H97L98 190V188H101V185L100 186H98L97 188L96 187H92V189H93V191H94V188H95V191L96 192H98L101 196H102V202H113V203H116V202H121L120 200H118V198H117V195H116V198H115V195L114 194H118V195H120V196H122L123 197V199H121L122 200V202L124 201H126V200H128L129 198H132L133 196H134V194L138 191V189H139V191H142V190H140V188H141V186H143V185H140L141 184V182H140V178H138V177H140L141 176V174L144 176V175H146L147 174V176H149L150 175V177L148 178V177H145L144 176V178H146V182H147V180H148V182L150 181V179H151V176L153 177V179H151V184H153V191H154V193L156 194L157 193V191H159L160 189H161V187L163 186V189H164V186H165V184L163 185V183H166L167 184V186H169L170 187V185L173 183V180H172V178L174 177V175L176 174V170L178 171L179 169H177V167H176V165H175V163L173 162H162L161 160L159 161V159H158V161H157V159H156V157H157V155H158V151L156 150L157 149V144L155 143ZM205 142V143H206ZM230 142V141H229ZM229 142L228 141H226L225 143L226 144H229ZM40 143V142H39ZM42 143V142H41ZM111 143V142H110ZM109 143V144H110ZM171 143V142H170ZM172 143H175V142H172ZM240 143H241V141H240ZM36 144H38V143H36ZM51 144H49V146L51 145ZM64 144V145H65ZM68 144H70L69 142H68ZM67 144V145H68ZM74 144V143H73ZM78 144V143H77ZM102 144V143H101ZM105 144V143H104ZM107 144V143H106ZM129 144H130V142H129ZM207 144V145H208ZM63 145V144H62ZM63 145V146H64ZM132 145V144H131ZM135 145H137V143H135ZM206 145V146H207ZM45 146V145H44ZM53 146H54V144H53ZM59 146V145H58ZM66 146V145H65ZM78 146V145H77ZM104 146V145H103ZM110 146V145H109ZM108 146V147H109ZM119 146V145H118ZM127 146V145H126ZM133 146V145H132ZM141 146H143V145H141ZM155 147V149H154V147ZM185 146H187V147H185ZM41 147V146H40ZM51 147H52V145H51ZM112 147V146H111ZM122 147H124V146H122ZM128 147V146H127ZM136 147V146H135ZM159 147V146H158ZM192 147H193V149H192ZM208 147V146H207ZM47 148H48V146H47ZM77 148V147H76ZM113 148V147H112ZM120 148V147H119ZM125 149H126V147H124ZM123 148V149H124ZM199 148H201V147H199ZM223 148V147H222ZM131 149H133V148H131ZM130 149V150H131ZM159 149V148H158ZM206 149V150H205ZM212 149H215V150H212ZM186 150V149H185ZM76 151V150H75ZM74 151V152H75ZM114 151L115 152H117L115 149H114ZM113 151V152H114ZM128 151V150H127ZM132 151V150H131ZM134 151V150H133ZM72 152V151H71ZM70 152V153H71ZM113 152H111V153H113ZM114 152V153H115ZM125 152H126V150H125ZM182 152V151H181ZM198 152V153H197ZM50 153V152H49ZM124 153V152H123ZM122 153V154H123ZM247 153V154H246ZM46 154H48V151H47V153ZM104 154V153H103ZM184 154V153H183ZM52 155H55L56 156V153L54 154L53 153V151H52ZM182 156V155H181ZM255 156V157H254ZM58 157H60V156H57V158ZM125 157V156H124ZM163 157V156H162ZM177 157V156H176ZM61 158V157H60ZM66 158V157H65ZM158 158V157H157ZM184 158V157H183ZM182 158V159H183ZM50 159H52V158H50ZM111 159V158H110ZM125 159V158H124ZM128 159V158H127ZM228 159V160H227ZM44 160V159H43ZM117 160H119V159H117ZM116 160V161H117ZM121 160H122V158H121ZM129 160V159H128ZM224 160H227L228 161V163L227 162H225ZM233 160H235V159H233ZM255 160H257V161H255ZM85 161V162H84ZM122 161H124V160H122ZM198 161V160H197ZM214 161V162H215ZM60 162V161H59ZM58 162V163H59ZM115 163V162H114ZM123 163V162H122ZM46 164H48V162L46 163ZM72 164V165H73ZM81 164V165H80ZM126 164V163H125ZM128 164V163H127ZM180 164V163H179ZM182 164V163H181ZM214 164V163H213ZM123 165L125 166V167H123ZM173 165V166H172ZM244 165L245 166H250L249 168H248V170H247V168H246V170L247 171H249V172H247L245 169V171L243 170V167H244ZM67 166V165H66ZM207 166V167H208ZM213 166V165H212ZM181 167V166H180ZM211 167V166H210ZM232 167V168H231ZM242 169H241V168ZM62 168V169H61ZM112 168V169H111ZM119 168V169H118ZM250 168H252V170L250 171L249 169ZM176 169V170H175ZM184 169V168H183ZM212 169V168H211ZM53 170V169H52ZM52 170H50V171H52ZM110 170L112 171V172H110ZM116 170H118V172H119V174L116 172ZM115 171V172H114ZM211 171V170H210ZM61 172V173H60ZM174 172H175V174H174ZM182 172V171H181ZM185 172V171H184ZM114 173H117V174H114ZM150 173V174H149ZM178 173V172H177ZM217 173H221L220 174V176H219V174L217 175ZM35 174H38L37 176H35ZM58 174H56V175H58ZM102 174V175H103ZM182 174V173H181ZM93 175H94V173H93ZM96 175V174H95ZM94 175V176H95ZM97 175H99V174H97ZM101 175V174H100ZM113 175H117L116 177H114ZM59 176V175H58ZM114 178H113V177ZM143 176L141 177V179L143 178ZM177 176V175H176ZM180 176H182V175H180ZM191 176V175H190ZM224 176H226V175H224ZM230 176V177H229ZM228 177L229 178H227V179H231V178H233V176L230 174ZM232 176V177H231ZM52 177H54V176H52ZM89 177H91V174H90V176ZM112 177V178H111ZM101 178H99V177H96V181H97V179H101ZM139 179L138 181L140 182V183H138L139 184V186H140V188H138L139 186H137V185H131V187H126V185H125V183H126V180H128V182H130V184H133V183H135L134 181L136 180V179ZM8 179V180H9ZM14 179V178H13ZM13 179H11L10 181H12ZM89 179V178H88ZM94 179V178H93ZM108 179V180H107ZM145 180V179H144ZM172 180V181H171ZM228 180V181H229ZM233 180H235L234 178H233ZM232 180V181H233ZM40 181V180H39ZM46 181V180H45ZM65 181V183L63 184V182ZM142 182H145V181H143V179L141 180ZM175 181V180H174ZM190 181V180H189ZM204 181V180H203ZM202 181V182H203ZM227 181V180H226ZM227 181V182H228ZM95 182V181H94ZM93 182V183H94ZM132 182V183H131ZM193 182V181H192ZM227 182H225L226 184H228ZM229 182H231V181H229ZM235 182V181H234ZM0 183H3V185H0V186H7V185H4V183H6L5 181H4V179H0ZM98 183V182H97ZM195 183V182H194ZM96 184V183H95ZM127 184V183H126ZM148 184V183H147ZM150 184V183H149ZM151 184H150V188L148 187V189H149V191H151L150 189L152 188L151 187ZM226 184H225V188L227 187L226 186ZM40 185V184H39ZM92 185H94V184H92ZM91 185V186H92ZM96 185H99V184H96ZM129 185V184H128ZM175 188H173V189H171V192H173V193H171L170 195H171V199L170 200H172L173 202H174V204L172 205L173 207L174 206H177V208H179V209H181L182 210V212H186L187 210H188V207H189V205H188V207L184 204V203H181L180 205L179 204H177V202H178V200L179 201H181V200H183V199H181V197L179 196V194L181 193L180 192V188H184L185 190L186 189H190V188H193L192 187V185H191V187H190V183L189 182H187V180L184 178L181 182H175ZM197 185V184H196ZM65 186V187H64ZM89 186V185H88ZM146 185H144V187H145ZM87 187V186H86ZM196 187V186H195ZM194 187V188H195ZM1 188H3V187H1ZM0 188V191L1 190H3V189H1ZM200 188V187H199ZM225 188H223L224 189V191H226L227 189H225ZM22 189V190H21ZM97 189V190H96ZM165 189H166V187H165ZM165 189H164V191H165ZM222 189V190H223ZM66 190H64V192L66 191ZM87 190V191H86ZM167 190V189H166ZM183 190V189H182ZM192 190V189H191ZM91 191V190H90ZM92 191V192H93ZM164 191H162V192H164ZM184 191V190H183ZM188 192H189V190H187ZM4 192V191H3ZM66 192V193H67ZM180 192V193H179ZM193 193H192V196L194 197L195 195V193H194V191H192ZM216 192H218V191H216ZM218 192V193H219ZM1 193H2V191H1ZM12 193H14V190H13V192ZM82 193V194H81ZM91 193V192H90ZM112 193H114L113 194V198L111 197V195L110 194H112ZM142 193V192H141ZM140 193V194H141ZM144 193V192H143ZM197 193V192H196ZM199 193V192H198ZM263 193V194H262ZM61 194V193H60ZM73 194V193H72ZM92 194V193H91ZM137 194H138V192H137ZM136 194V195H137ZM148 194V193H147ZM157 194H159V193H157ZM156 194V195H157ZM187 194V193H186ZM190 194V193H189ZM216 195H217V193H215ZM69 195V194H68ZM68 195H66L65 194V196H68ZM1 196V195H0ZM109 196V197H108ZM149 195H147V196H145V197H148ZM154 196L155 195H153V198H154ZM189 196V195H188ZM206 196V195H205ZM63 197H64V195H63ZM88 197H89V195H88ZM121 197V198H122ZM135 197V196H134ZM138 197V199L139 200H136L137 201V203L136 202H133V199H132V201L130 200V204H133V203H136L135 205H137L138 206V204H139V206H140V203H138V202H140V200H142V197L141 196H137ZM140 197H141V199H140ZM150 197H152V195L150 196ZM159 197V196H158ZM192 197V198H193ZM1 199H2V197H0ZM9 198V197H8ZM65 198V197H64ZM136 198V197H135ZM152 198V199H153ZM169 198H170V196H169ZM205 198H207V196L205 197ZM204 198V199H205ZM212 199L214 198V195L211 197ZM1 199H0V201H1ZM118 201H117V200ZM146 201H147V199L146 198H144ZM150 200H151V198H149ZM156 199H158V198H156V196H155V200ZM191 199V198H190ZM200 199V198H199ZM8 200H11V198L10 199H8ZM94 200V199H93ZM144 200V201H145ZM192 200V199H191ZM190 200V201H191ZM206 200V199H205ZM209 200V199H208ZM214 200V199H213ZM213 200H212V202H213ZM135 201V200H134ZM149 201V200H148ZM153 201H154V199H153ZM203 201V200H202ZM211 201V200H210ZM216 201V200H215ZM3 202V201H2ZM15 203V204H18V203ZM99 202V201H98ZM96 203V201H94V205L95 206H97V207H100V206H98L99 205V203ZM123 202V203H124ZM129 202V201H128ZM132 202V203H131ZM141 202H143V201H141ZM150 203V207L152 206L153 207V205H152V203L153 202H151V201H149ZM172 202V203H173ZM188 202V201H187ZM204 202V201H203ZM203 202H202V204H201V201H200V205L201 206H203L204 204H203ZM1 203V202H0ZM100 203H101V201H100ZM127 203V201L124 203V205ZM154 203H155V201H154ZM171 203V204H172ZM191 203V202H190ZM195 203H196V205H197V202L196 201H194V206H195ZM2 204V203H1ZM61 204V203H60ZM122 204V203H121ZM120 203H119V205L118 204H116V205H118V206H122L123 207V205H121ZM143 205L142 206H144V205H146V204H144V203H142ZM187 204V203H186ZM128 205L129 204H127V207H128ZM148 205V204H147ZM156 205V204H155ZM154 205V206H155ZM209 205V204H208ZM16 206V205H15ZM91 206H93L92 204H91ZM172 206H170L171 208H172ZM179 206V207H178ZM191 206H192V204H191ZM193 206V207H194ZM210 206V205H209ZM208 206V207H209ZM94 207V206H93ZM92 207V208H93ZM121 207V208H122ZM126 207V206H125ZM127 207L125 208V209H127ZM134 207V206H133ZM147 207V206H146ZM149 207V208H150ZM181 207V208H180ZM192 207V208H193ZM212 208H213V206H211ZM210 207V208H211ZM59 209L61 208V206H59L58 207ZM90 208V207H89ZM89 208H87V209H89ZM92 208H91V210H92ZM124 208V207H123ZM131 208V207H130ZM196 209L198 208V207H195ZM203 208H204V210H205V206H203ZM211 208V210H214V208L212 209ZM53 209V208H52ZM59 209H58V211H59ZM120 209V208H119ZM125 209H123L122 210V212H124V210ZM174 209H176V207H174L173 208V210ZM90 210V211H91ZM96 210H98L99 211V208L98 209H96ZM102 210V209H101ZM129 210H131V209H129ZM177 210V209H176ZM176 210H174V212H176ZM186 210V211H185ZM40 211V212H41ZM83 211H84V209H83ZM128 211V210H127ZM163 211H165V209H163L162 211H159V213L161 214ZM179 211V210H178ZM118 212H121V211H118L117 210V213ZM125 212H126V210H125ZM124 212V213H125ZM132 213L131 211H128V215H127V212H126V217H128L129 216V214L130 213ZM181 212V211H180ZM179 212V213H180ZM180 213L179 215H181V214H184V213ZM212 212V211H211ZM210 212V213H211ZM86 213H88L87 211H86ZM92 213V212H91ZM93 213H95L94 211H93ZM92 213V214H93ZM109 213V212H108ZM110 213H111V210H110ZM116 213V212H115ZM116 213V214H117ZM177 213V212H176ZM175 213V214H176ZM189 213V212H188ZM195 213H196V211H195ZM207 213H209V211L207 212ZM106 214H107V212H106ZM111 214H113V213H111ZM115 214V215H116ZM121 214V213H120ZM119 213H118V215H120ZM163 215H165L164 214V212L162 213ZM109 215V214H108ZM223 215H222V218H223ZM88 216H89V214H88ZM87 216V217H88ZM111 216H113L114 217V214L113 215H111ZM123 216H125L124 214L122 215V220H124L125 219V217H124V219H123ZM131 216V215H130ZM178 215H176V217H177ZM197 216V215H196ZM110 217V216H109ZM113 217H112V219H113ZM146 217V216H145ZM194 217V216H193ZM23 218V217H22ZM133 218V217H132ZM178 218H180V217H178ZM220 218H221V215H220ZM219 218V219H220ZM25 219V218H24ZM134 219V218H133ZM132 219V220H133ZM154 219V218H153ZM163 219H165V218H163ZM163 219H162V221H163ZM252 219V218H251ZM117 220V219H116ZM119 220H120V218H119ZM122 220H120V221H122ZM130 219H128V220H125L126 221V223H127V221H129ZM131 220V221H132ZM178 220V219H177ZM196 220V219H195ZM198 220V219H197ZM253 219H252V221H254ZM105 221V220H104ZM107 221H108V218H107ZM112 221V220H111ZM115 221V220H114ZM119 221V222H120ZM165 221V220H164ZM163 221V222H164ZM179 221H181V220H179ZM30 222V221H29ZM130 222V221H129ZM178 222V221H177ZM248 222H249V220H248ZM99 223H100V221H99ZM125 223V222H124ZM123 223V224H124ZM135 224H136V222H134ZM176 223V222H175ZM193 223V222H192ZM195 223V222H194ZM98 224V222L96 223V225ZM120 224V223H119ZM123 224H121V229H123ZM133 224V223H132ZM174 224V223H173ZM233 224H237V228L234 226L233 227ZM96 225H94V227L96 226ZM104 225H105V228H108V227H106L107 226V224H106V222L104 223ZM109 225V224H108ZM110 225H112V224H110ZM162 225V224H161ZM179 225V224H178ZM192 225V224H191ZM196 225H197V222H196ZM102 226V222L100 223V227ZM117 226V225H116ZM195 226V225H194ZM223 226V225H222ZM249 226H251L250 224H249ZM110 227H112V226H109V228ZM114 227V226H113ZM119 227H120V225H119ZM118 227V228H119ZM125 227H126V225H125ZM124 227V228H125ZM130 228L132 227V225L131 226H129ZM134 227V226H133ZM136 227V226H135ZM127 228V227H126ZM125 228V229H126ZM129 228V229H130ZM247 228V229H246ZM41 229H43V228H41ZM113 229V228H112ZM116 230L115 231H118V230H120V229H118L117 230V228H115ZM129 229H126V230H129ZM102 230V229H101ZM100 230V231H101ZM110 230V229H109ZM45 231V230H44ZM43 231V232H44ZM105 231H107V229L105 230ZM42 232V231H41ZM41 232H39V234H42ZM98 232V231H97ZM108 232V231H107ZM230 232V231H229ZM230 232V233H231ZM46 233V232H45ZM44 233V234H45ZM48 233V232H47ZM101 233H102V231H101ZM104 233V232H103ZM114 233V232H113ZM237 233V234H236ZM100 234V233H99ZM99 234H98V236H99ZM117 234H119V233H117ZM128 234V233H127ZM130 234V233H129ZM132 234V233H131ZM28 235V234H27ZM60 235H62V234H60ZM96 235H97V233H96ZM134 235V234H133ZM226 235H228V234H226ZM40 236V235H39ZM50 237H52L51 235H49ZM64 236V235H63ZM63 236H61L62 238H63ZM103 236V235H102ZM125 236H127V235H125ZM37 237V236H36ZM43 237V236H42ZM60 236H59V238H58V240H60V238H61ZM134 236H132V238H133ZM231 237V236H230ZM35 238V237H34ZM67 238V237H66ZM99 238V237H98ZM125 238V237H124ZM233 238V239H234ZM65 239V238H64ZM94 239H96V238H94ZM104 239V238H103ZM62 240V239H61ZM66 240V239H65ZM54 241H56L55 240V238H54ZM54 241H51V243H53L52 244V246L54 245V244H58V242L56 241V243L54 242ZM126 241V240H125ZM124 241V243H126ZM36 242V241H35ZM61 242V241H60ZM99 242V241H98ZM68 243V242H67ZM63 244V243H62ZM36 245V244H35ZM59 245H61V243L59 244ZM58 245V246H59ZM89 245V244H88ZM40 246V245H39ZM83 246V245H82ZM54 247H56L57 248V246L55 245ZM53 247V248H54ZM90 247V246H89ZM55 248V249H56ZM81 248V247H80ZM85 248V247H84ZM261 248V247H260ZM83 249V248H82ZM262 249H260L261 251H263L264 252V250H262ZM65 250V249H64ZM58 251V250H57ZM57 251H54V250H52V252H51V256H49V258H48V260L46 261V263L45 264H64V262H66L65 260L63 261V262H58V255H57ZM63 251V250H62ZM78 251V250H77ZM80 251V250H79ZM83 251V250H82ZM65 252V251H64ZM63 252V253H64ZM263 252H261V254L263 253ZM37 253H39V252H37ZM81 253V252H80ZM80 253H77L78 255H80ZM83 253H84V251H83ZM34 253L32 252L31 254H29L28 255V260H32V257L34 256L33 255ZM77 254H75V255H77ZM261 254H259V256L261 255ZM84 255H86V254H84ZM89 255V254H88ZM227 255V254H226ZM226 255H223V257L224 256H226ZM263 255H264V253H263ZM263 255H262V257H263ZM37 256V255H36ZM64 256V255H63ZM90 257H91V255H89ZM89 256H87V257H89ZM94 255H92V257H93ZM81 257V256H80ZM80 257H79V259H80ZM89 257V258H90ZM227 257V256H226ZM261 257V256H260ZM60 258V257H59ZM61 258H63V257H61ZM65 259V258H64ZM88 259V258H87ZM225 260V259H224ZM37 262V261H36ZM67 263V262H66ZM65 263V264H66ZM224 264V263H223ZM259 264H261V263H259ZM263 264H264V261H263Z\"/></svg>","mask_w":264,"mask_h":264}]
</instances>
